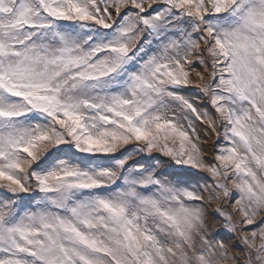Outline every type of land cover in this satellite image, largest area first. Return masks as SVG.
Returning a JSON list of instances; mask_svg holds the SVG:
<instances>
[{"label": "snow or ice", "instance_id": "snow-or-ice-1", "mask_svg": "<svg viewBox=\"0 0 264 264\" xmlns=\"http://www.w3.org/2000/svg\"><path fill=\"white\" fill-rule=\"evenodd\" d=\"M0 264H264V0H0Z\"/></svg>", "mask_w": 264, "mask_h": 264}]
</instances>
